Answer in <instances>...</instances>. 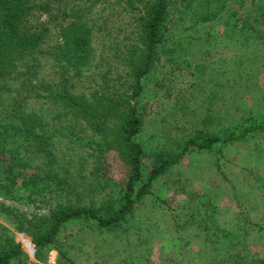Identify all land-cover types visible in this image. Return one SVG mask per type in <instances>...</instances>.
Returning <instances> with one entry per match:
<instances>
[{
	"label": "rangeland",
	"instance_id": "374dc122",
	"mask_svg": "<svg viewBox=\"0 0 264 264\" xmlns=\"http://www.w3.org/2000/svg\"><path fill=\"white\" fill-rule=\"evenodd\" d=\"M29 10L23 29L40 33L38 47L14 63L0 92V118L46 115L47 150L54 165L44 164L39 153L27 147L23 170L11 193H0V226L5 227L25 251L28 264H208L226 258V246L200 221L192 209L198 195L215 207L220 226L241 225L245 235L240 249L253 259L264 260V140L255 135L235 138L253 118L264 114V42L234 41L224 18L193 23L179 17V3L167 9L166 27L180 47L170 61L159 55L141 79V90L129 103L142 117L136 140L143 148L142 181L152 168L177 153L194 135L217 136L226 142L208 152L189 151L150 184L124 224L99 231L92 223L69 222L58 232L41 262L26 246L27 238L11 225L8 212L21 219L47 217L63 197L83 206H96L109 187L120 186L126 170L114 151L99 160L80 147L91 138L86 126L61 111L46 95L61 88L64 70L53 60L61 43L60 30L79 19L90 32L93 59L80 75L67 80L68 94L103 99L131 95L133 79L128 60L136 42L139 0H26ZM235 8L240 20L264 37V0H244ZM254 21H257L253 23ZM168 42L166 47H170ZM177 58L185 63H177ZM79 138V140H78ZM93 138V137H92ZM219 149V154L215 150ZM7 156L0 162L6 167ZM67 176L69 193L54 191L48 183L31 196L21 182L28 176ZM108 185L103 192L101 184ZM46 186V187H45ZM63 196V197H62ZM191 218V220H190Z\"/></svg>",
	"mask_w": 264,
	"mask_h": 264
},
{
	"label": "trees",
	"instance_id": "16d2710c",
	"mask_svg": "<svg viewBox=\"0 0 264 264\" xmlns=\"http://www.w3.org/2000/svg\"><path fill=\"white\" fill-rule=\"evenodd\" d=\"M98 1V0H86ZM136 42L139 50L134 47L128 60L130 76L133 79L131 95L125 99H103L92 97L89 100L81 96L68 94L65 90L66 82L87 69L93 59L88 28L76 19L69 22L60 30L61 43L55 47L53 60L64 72L61 79L62 86L55 93H48L50 98L61 111L68 113L73 120L83 123L91 133L87 141L79 140L80 147L90 151L96 160L108 151H114L126 170V176L120 186L109 187L105 196L96 206H83L73 203L63 197L68 191L67 176L44 175L40 179L28 176L21 182L30 196L40 194L44 187L39 183L47 182L54 191L63 193L61 202H57L48 211L47 217L21 219L8 212L11 225L18 233L23 234L26 246L38 261H45L48 248L54 243L59 230L69 222L92 223L99 231L113 230L124 224L133 208L147 194L151 182L165 170L182 158L190 148L208 152L215 144L226 142L217 136L197 134L187 138L181 149L171 158L165 159L152 168L145 181H142L140 165L143 157V148L136 140L141 132L142 117L133 104L129 103L137 97L141 90L140 81L149 71L151 65L164 56L168 61L178 53L180 47L171 40L172 26L166 27L167 9L172 3H179V17H187L193 23H210L217 18H224L223 25L229 31L231 39L242 42L262 40L263 35L247 23V18L240 20L235 8H243L244 0H139ZM29 7L26 0H0V92L6 78L10 75L14 63L24 55L31 54L41 42V34L23 29L22 21ZM264 16V7L261 9ZM257 21H254L255 23ZM170 42L171 46L166 47ZM184 59L177 58V63H185ZM35 116L15 115L8 120L0 118V162L7 156L6 167L0 169V193L9 194L19 176L14 169H25L28 161L24 153L29 146L33 152L39 153L44 164L54 165L55 160L49 150L48 133L53 134L46 127L47 114ZM255 135L264 140V114L249 121V124L240 129L235 138H244ZM93 137V138H92ZM219 154V149L215 150ZM46 187V186H45ZM108 185L101 184L100 191ZM192 209L200 212L201 224L211 229L214 235L226 246V258L214 260L208 264H264L263 259H253L242 253L240 249L245 232L241 225L231 228L220 226L215 219L216 209L205 195H198ZM191 220V218H190ZM207 227H204L205 229ZM59 256L65 258L63 253ZM189 264H197L189 259ZM0 264H28V257L13 239L11 233L0 226Z\"/></svg>",
	"mask_w": 264,
	"mask_h": 264
}]
</instances>
